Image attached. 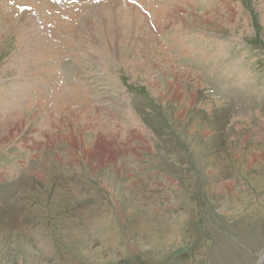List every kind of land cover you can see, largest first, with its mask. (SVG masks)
<instances>
[{
  "label": "rangeland",
  "instance_id": "obj_1",
  "mask_svg": "<svg viewBox=\"0 0 264 264\" xmlns=\"http://www.w3.org/2000/svg\"><path fill=\"white\" fill-rule=\"evenodd\" d=\"M125 1L0 0V264H264V0Z\"/></svg>",
  "mask_w": 264,
  "mask_h": 264
},
{
  "label": "bare ground",
  "instance_id": "obj_2",
  "mask_svg": "<svg viewBox=\"0 0 264 264\" xmlns=\"http://www.w3.org/2000/svg\"><path fill=\"white\" fill-rule=\"evenodd\" d=\"M117 3H118V2H117ZM115 4H116V3H115ZM127 14H128V13H127ZM127 14H124V15L126 16ZM126 18H127V16H126ZM30 29H31V28H30ZM108 30H109V29H108ZM23 31H24V32H28V31H30V30H29V27L24 28ZM33 31H34V30H33ZM122 31H123V29H122ZM109 32H110V31H108V35H110ZM123 32H124V31H123ZM126 33H127V32H126ZM124 34H125V33H124ZM20 35H25V34L20 33ZM117 35H118V34H117Z\"/></svg>",
  "mask_w": 264,
  "mask_h": 264
},
{
  "label": "snow or ice",
  "instance_id": "obj_3",
  "mask_svg": "<svg viewBox=\"0 0 264 264\" xmlns=\"http://www.w3.org/2000/svg\"><path fill=\"white\" fill-rule=\"evenodd\" d=\"M23 10V9H22Z\"/></svg>",
  "mask_w": 264,
  "mask_h": 264
}]
</instances>
